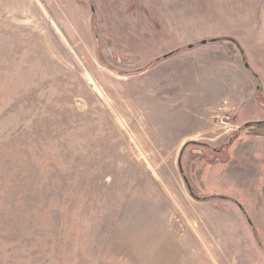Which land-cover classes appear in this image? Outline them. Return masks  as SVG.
<instances>
[{
    "label": "rangeland",
    "instance_id": "374dc122",
    "mask_svg": "<svg viewBox=\"0 0 264 264\" xmlns=\"http://www.w3.org/2000/svg\"><path fill=\"white\" fill-rule=\"evenodd\" d=\"M257 121L264 0H0V264H264Z\"/></svg>",
    "mask_w": 264,
    "mask_h": 264
},
{
    "label": "trees",
    "instance_id": "16d2710c",
    "mask_svg": "<svg viewBox=\"0 0 264 264\" xmlns=\"http://www.w3.org/2000/svg\"><path fill=\"white\" fill-rule=\"evenodd\" d=\"M213 40H217V39H213ZM166 56H168V55H166ZM258 88H260V85H259V87ZM264 121H257L256 123H263ZM247 124H251L250 122L249 123H247Z\"/></svg>",
    "mask_w": 264,
    "mask_h": 264
},
{
    "label": "water",
    "instance_id": "95a60500",
    "mask_svg": "<svg viewBox=\"0 0 264 264\" xmlns=\"http://www.w3.org/2000/svg\"><path fill=\"white\" fill-rule=\"evenodd\" d=\"M203 43H207V40H204L203 41ZM190 47H193V45L191 44V45H189Z\"/></svg>",
    "mask_w": 264,
    "mask_h": 264
},
{
    "label": "crops",
    "instance_id": "0c3cea01",
    "mask_svg": "<svg viewBox=\"0 0 264 264\" xmlns=\"http://www.w3.org/2000/svg\"><path fill=\"white\" fill-rule=\"evenodd\" d=\"M247 123H249V122H247Z\"/></svg>",
    "mask_w": 264,
    "mask_h": 264
}]
</instances>
